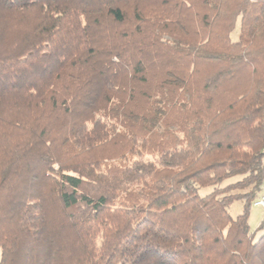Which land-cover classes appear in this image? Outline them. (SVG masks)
<instances>
[{"label": "trees", "instance_id": "1", "mask_svg": "<svg viewBox=\"0 0 264 264\" xmlns=\"http://www.w3.org/2000/svg\"><path fill=\"white\" fill-rule=\"evenodd\" d=\"M263 187L264 0H0V264H264Z\"/></svg>", "mask_w": 264, "mask_h": 264}, {"label": "rangeland", "instance_id": "2", "mask_svg": "<svg viewBox=\"0 0 264 264\" xmlns=\"http://www.w3.org/2000/svg\"><path fill=\"white\" fill-rule=\"evenodd\" d=\"M238 28L234 30L231 34V38L233 41L236 40L238 36ZM166 39V38H165ZM209 192V190L202 189L200 191V195H204L205 193ZM242 211V206L239 202H234L229 209V213L231 217H236ZM248 224L250 229L254 232V236L257 239L259 236L264 235V209L258 206H252L250 209ZM262 226L260 229L259 227Z\"/></svg>", "mask_w": 264, "mask_h": 264}, {"label": "built area", "instance_id": "3", "mask_svg": "<svg viewBox=\"0 0 264 264\" xmlns=\"http://www.w3.org/2000/svg\"><path fill=\"white\" fill-rule=\"evenodd\" d=\"M255 206H258V207H261L264 209V187H263V190L261 192V195L259 196V198L255 202Z\"/></svg>", "mask_w": 264, "mask_h": 264}]
</instances>
